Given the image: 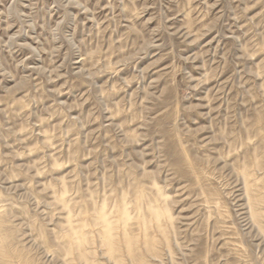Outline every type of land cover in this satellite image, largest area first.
Here are the masks:
<instances>
[{"label": "rangeland", "instance_id": "rangeland-1", "mask_svg": "<svg viewBox=\"0 0 264 264\" xmlns=\"http://www.w3.org/2000/svg\"><path fill=\"white\" fill-rule=\"evenodd\" d=\"M0 264H264V0H0Z\"/></svg>", "mask_w": 264, "mask_h": 264}, {"label": "bare ground", "instance_id": "bare-ground-1", "mask_svg": "<svg viewBox=\"0 0 264 264\" xmlns=\"http://www.w3.org/2000/svg\"><path fill=\"white\" fill-rule=\"evenodd\" d=\"M151 210H154V209H151ZM102 213H100L99 217L101 218V221L102 223L104 224V228H106V231H104V234L105 236H107V238H111L112 237V233H110V230L114 228V226L116 225L115 223H112L110 221V219L108 218V216L106 215L104 209H102ZM120 216L126 218V219H129L130 216L128 214V210L126 208H123V207H120V209L118 210ZM160 211H156L154 210L153 214L155 213H159ZM155 216V215H154ZM112 239V238H111ZM111 239H110V242H111ZM69 246H71V240L69 241Z\"/></svg>", "mask_w": 264, "mask_h": 264}]
</instances>
